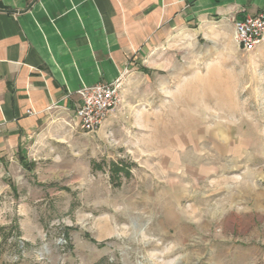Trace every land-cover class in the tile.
<instances>
[{"label":"rangeland","instance_id":"obj_1","mask_svg":"<svg viewBox=\"0 0 264 264\" xmlns=\"http://www.w3.org/2000/svg\"><path fill=\"white\" fill-rule=\"evenodd\" d=\"M231 30L174 33L117 120L55 115L0 161V264H264V44Z\"/></svg>","mask_w":264,"mask_h":264},{"label":"crops","instance_id":"obj_2","mask_svg":"<svg viewBox=\"0 0 264 264\" xmlns=\"http://www.w3.org/2000/svg\"><path fill=\"white\" fill-rule=\"evenodd\" d=\"M263 9L264 0H0V161L23 157L50 118L74 113L79 89L122 79L174 33L233 37L234 19Z\"/></svg>","mask_w":264,"mask_h":264},{"label":"built area","instance_id":"obj_3","mask_svg":"<svg viewBox=\"0 0 264 264\" xmlns=\"http://www.w3.org/2000/svg\"><path fill=\"white\" fill-rule=\"evenodd\" d=\"M233 38L245 52H254L264 44V9L256 15H244L233 20ZM79 101L74 116L87 133L101 128L108 117L123 103L121 78L110 83H97L77 91ZM55 106V105H54ZM53 106L50 108L52 109ZM28 114H34L28 111Z\"/></svg>","mask_w":264,"mask_h":264}]
</instances>
